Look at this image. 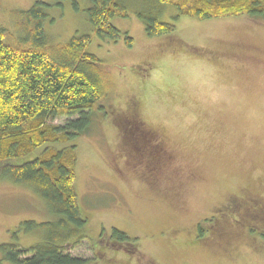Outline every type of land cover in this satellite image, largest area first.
Segmentation results:
<instances>
[{
	"label": "rangeland",
	"instance_id": "374dc122",
	"mask_svg": "<svg viewBox=\"0 0 264 264\" xmlns=\"http://www.w3.org/2000/svg\"><path fill=\"white\" fill-rule=\"evenodd\" d=\"M35 3L48 5L51 46L91 37L86 54L108 82L85 134L7 161L75 146L85 237L66 252L84 264H264V16L174 21L166 7L158 19L174 30L149 37L141 0H119L120 37L103 41L88 0H0L7 43L22 46L19 13ZM53 220L32 187L0 177V247L34 246L43 234L23 224ZM0 264H10L1 251Z\"/></svg>",
	"mask_w": 264,
	"mask_h": 264
},
{
	"label": "trees",
	"instance_id": "16d2710c",
	"mask_svg": "<svg viewBox=\"0 0 264 264\" xmlns=\"http://www.w3.org/2000/svg\"><path fill=\"white\" fill-rule=\"evenodd\" d=\"M87 20L100 40L116 41L120 32L111 25L115 17H124L119 0H88ZM144 9L137 12L146 34L156 37L170 34L173 24L158 17L166 7L180 16L199 21L264 16V0H141ZM48 5L35 3L19 13L18 26L23 33L22 46L5 41L0 29V177L32 187L46 202L55 220L23 224L27 232H42V240L28 249L2 245L0 251L10 264H84L64 249L78 243L84 235L85 220L80 216L74 190L75 146L62 150L45 148L32 161L13 165L46 143L63 144L85 134L91 124L95 105L106 95L108 82L98 68L97 59L86 54L89 35L72 37L64 45L51 46L43 29ZM127 46L132 40L126 38ZM59 116L76 117L63 126H51L48 120ZM114 235L125 239L117 231ZM73 241V242H72ZM112 246V245H109ZM114 248H120L115 247Z\"/></svg>",
	"mask_w": 264,
	"mask_h": 264
}]
</instances>
